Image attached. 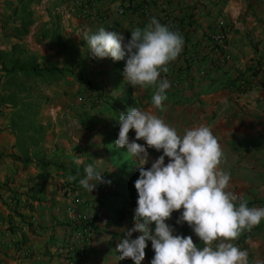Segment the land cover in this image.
Masks as SVG:
<instances>
[{"label": "crops", "instance_id": "crops-1", "mask_svg": "<svg viewBox=\"0 0 264 264\" xmlns=\"http://www.w3.org/2000/svg\"><path fill=\"white\" fill-rule=\"evenodd\" d=\"M25 2L29 3L16 4ZM39 2L41 7L46 6L47 12L41 11L43 15L39 17L36 11L38 18L48 19L49 14L54 18L56 13L71 26L68 30L73 35L85 32L91 35L102 27L122 33L127 37L126 43L132 30L147 25L128 13H114L108 5L103 24H86L61 10L64 0ZM2 4L0 19L13 8L10 2ZM170 5L177 22L186 21L188 13H195L199 28L191 35L193 42L204 38L205 31L200 27L210 22L219 19L230 25V46L235 54L231 68L250 66L258 59L264 61V0H170ZM22 13L26 18L32 17V9ZM28 33L15 32L3 38L0 30V52L6 53L0 58V188L5 190V196H0V264H66L72 259L76 249L68 245L73 224L66 207L75 195H83L99 213L95 233L84 247L85 264L122 262L119 255L109 261V255L104 252L117 251L116 243L109 237L118 236L126 222L133 220L135 209L128 201L132 191L120 190L123 177L116 179L120 176L118 172L125 171L127 160L110 159L106 147L113 135L111 131H115L101 120L94 122L98 118L93 113L96 108L105 111L104 115L114 109L119 116L127 114L132 107L150 111L180 135L200 125L209 127L223 150L220 167L231 175L228 190L236 191L249 207H264V70L256 74L253 82L247 83V89L237 85L217 88L213 85L201 90L194 86L182 89L170 86L167 92L178 90L181 96L173 101L166 99L163 108L157 109L152 105L153 87L135 89L123 75L113 77L110 65L103 66L105 71L99 72L88 59L75 68L70 59L58 60L53 66L67 72L47 81L4 71L3 66L25 67L26 62L17 60V64L11 65L7 58H10L8 53L28 52L33 47L26 42ZM167 74L162 72L161 78ZM79 95L91 99V106L77 103ZM109 101L111 104L106 106ZM129 138L135 139L134 130L130 131ZM148 152L149 160L144 165L132 157L134 171L151 167L162 155V151L154 149ZM88 165L97 172L116 175L102 186L98 184L90 193L79 185ZM238 166L244 168L243 173L235 171ZM71 172L78 179L77 186L73 191H63L61 183ZM7 198L13 200L12 207L6 206ZM180 215L179 211L174 212L166 222L175 229ZM183 226L182 233L188 234L190 227L187 223ZM174 234L179 232L174 230ZM232 243L247 251L248 264H264V220ZM148 250L153 258L151 244ZM152 258L141 264H150Z\"/></svg>", "mask_w": 264, "mask_h": 264}, {"label": "clouds", "instance_id": "clouds-1", "mask_svg": "<svg viewBox=\"0 0 264 264\" xmlns=\"http://www.w3.org/2000/svg\"><path fill=\"white\" fill-rule=\"evenodd\" d=\"M83 41L93 58L125 60L124 80L135 89L153 87L152 105L163 108L170 82L161 78V73L169 71L168 65L177 60L184 46L178 31L152 18L144 28L132 30L126 43L122 33L102 27L91 35L85 32ZM221 78L225 79L224 75ZM228 81L221 87L232 85ZM93 113L97 116L92 114V117H101L105 111L96 108ZM117 117L119 132L114 142L117 148L126 149L141 165L148 163V149L162 151L151 167H140L129 174L135 182L128 201L135 210L133 226L126 229V235L116 245L119 259L141 264L145 256H151L148 250L151 244L154 257L150 264H248L247 251L232 241L264 220V207H249L243 197L228 190L231 175L220 167L223 150L211 129L200 125L180 135L152 112L136 107ZM131 130L135 131V139L130 140ZM141 140L143 144L137 142ZM84 172L79 185L90 193L116 175L97 172L92 165L86 166ZM117 174L119 180L128 173ZM135 190L136 207L132 202ZM177 211L181 213L177 224L187 223L202 247L191 236L174 234V228L166 221ZM133 233L140 235L133 239ZM85 259L84 250V263Z\"/></svg>", "mask_w": 264, "mask_h": 264}, {"label": "built area", "instance_id": "built-area-1", "mask_svg": "<svg viewBox=\"0 0 264 264\" xmlns=\"http://www.w3.org/2000/svg\"><path fill=\"white\" fill-rule=\"evenodd\" d=\"M63 3L61 10H64L66 15L76 16L79 21L86 24H103L108 15L109 9H106L108 5L118 15L128 13L146 24L152 18H156L161 24L169 26L171 30L178 31L184 39L183 51L177 60L169 64L171 71L169 69L166 75V79L173 89H182L186 86H194L200 88V90L202 88L209 89L217 83L222 75L224 77L228 75L222 81V84H225L229 80L228 77L233 78L237 71L242 72V74L237 75V78L231 84L247 89V64L241 68H231V61L235 54L230 46V25L226 21L218 19L204 27H200L201 30L205 31L204 38L196 39V42H193L191 35L193 36V32L199 28L195 13H188L186 21L177 22L178 18L175 17L176 14H174L170 5V0H64ZM261 69L264 70V61L261 63ZM255 76L249 77V83L254 81ZM76 102L89 107L92 103L88 97L83 95L77 96ZM75 187V179L70 175L66 176L61 183L63 191H73ZM4 191L3 188H0L1 198L5 196ZM229 191L239 196L236 191ZM137 198L138 194L135 190L133 198L135 207ZM4 202L8 208L14 204L13 200L8 198ZM92 204H88L83 195H75L73 201L66 207L72 216L71 221L73 224L68 245L70 244L71 247L77 249V255L69 259L66 262L67 264H85L83 249L95 233L97 225L96 216L98 211ZM183 224H179L174 229L177 233L179 232L178 235L191 236L194 242L199 241L191 228L188 234L182 233ZM132 226L133 220L127 221L118 236L109 238L113 239L117 245L126 235V229ZM138 235L140 233H133L132 238L135 239ZM150 242V240L146 241L147 245Z\"/></svg>", "mask_w": 264, "mask_h": 264}, {"label": "rangeland", "instance_id": "rangeland-1", "mask_svg": "<svg viewBox=\"0 0 264 264\" xmlns=\"http://www.w3.org/2000/svg\"><path fill=\"white\" fill-rule=\"evenodd\" d=\"M5 1L10 2L11 6L13 5V8H9L8 13H5V16H3V19H7L4 23L1 22L4 20H2V18L0 19V30L3 34L2 37H11L16 31L15 28H22L23 22L29 21V24L26 25L27 33L28 31L29 33L25 38L27 39L26 42L33 46L28 52H21L19 50H16L14 53H9L10 58H7V63L10 64L18 60L26 62V64L29 65H31L30 63H37L39 66L44 67L53 66V64L61 59L66 61L70 59L75 68L78 67V65L82 63L83 60L88 59L92 63V67L97 68L99 72L105 71V69L102 68L103 66L107 67L108 65H110L112 67L110 73L113 77H116L117 74L123 75V69L126 62L125 60L114 61L110 57L103 59L93 58L90 53H88L89 48L87 47L86 42L83 41V34L73 35V31L71 32L68 30L71 29V26L67 25V21H63L56 13L54 15V18H52L53 16L50 14L48 15V19L38 18V16L35 14L36 11L39 12V17L43 15L40 14L41 11L47 12L46 6H40V0H1L2 3H4ZM20 1H29V3L25 2L19 6L16 3H21ZM12 2L14 3L12 4ZM2 3H0V8L3 9ZM30 9H32L31 18H26L24 15H22V12ZM93 33L95 32H92V34ZM126 38L127 37H125V39ZM69 45L71 46L68 47ZM3 57V52H0V58ZM227 76H225L224 78H227ZM42 78L49 79L46 77ZM222 80L223 79L221 78L219 81H217V83L215 84V88L221 87ZM165 95L167 96L168 100L173 101L174 99L180 97L181 93L178 92V90H174L173 92L166 91ZM109 104H111L110 101L105 105L107 106ZM228 112L229 111H227V113ZM117 113L118 111L111 109V112L104 115L102 119L99 117L95 118L94 122H96L97 120H101L104 123H107L108 128H112L115 131V133L111 131V134L113 135L111 136L112 138L110 139V142L107 143L106 148L108 150L110 159H118L119 162L127 160L124 164L126 168H124L123 170H125L128 174L125 175V178L122 179L121 187L119 189L129 192V190H132L131 185L133 182V180L129 177V174H132V171L136 168L134 167V164H132V157L127 153V151L124 152L123 149L117 148L115 146L114 142L118 138L119 132ZM243 170L244 168L242 166H238L235 168V171L237 172L243 173ZM117 191L119 190L117 189ZM92 255H94V253ZM104 255H109L108 260L110 261V258L112 256L119 255V253L117 251L108 250L104 252ZM151 258L152 255L149 258L145 257L143 261L150 260ZM117 264H135V262L131 259H125L122 260L121 263L118 262Z\"/></svg>", "mask_w": 264, "mask_h": 264}, {"label": "trees", "instance_id": "trees-1", "mask_svg": "<svg viewBox=\"0 0 264 264\" xmlns=\"http://www.w3.org/2000/svg\"><path fill=\"white\" fill-rule=\"evenodd\" d=\"M12 12H13V10H12ZM217 15H220V11L217 13ZM3 18H2V20H4V21H1L2 23H4L7 20L6 18L5 19H3ZM27 24H29V21H24L23 27L22 28H15V30H16L15 32L18 34H21V35L26 34L27 33V29H26ZM3 54L5 57L6 53H3ZM8 56H9V53H8ZM261 63L262 62L259 61V59H258L254 64L247 66V72H246L247 73V83H249V77L250 76L254 77L260 71ZM12 64H17V61H14L13 63H11V65ZM24 64H25V67H22V66L13 67V65H12L11 69L10 68L7 69L6 66L5 67L3 66V70L4 71H16V72H20L21 74L26 75V76H35V77H41V78L46 77L49 79L56 74L60 75L63 72H67L66 69L58 68L55 66H44V67H42V66H39L37 63H30L31 65L26 64V63H24ZM243 73H245V72H243ZM235 74L236 75H234L233 78L229 79L228 83H233L235 81V79L237 78V75H241L242 72L237 71ZM49 79H44V81L49 80ZM70 174L72 176L75 175V173H73V172H71ZM137 179H138V177H137ZM134 182H135V180H133L132 186H134ZM76 183H77V181H76ZM132 202H134V201L132 200ZM194 243H196L198 247L203 246L202 242H200V241H196Z\"/></svg>", "mask_w": 264, "mask_h": 264}]
</instances>
